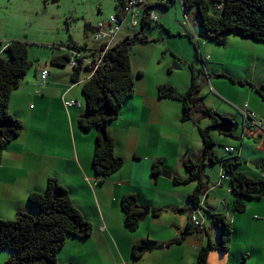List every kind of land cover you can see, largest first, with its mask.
<instances>
[{
  "label": "crops",
  "instance_id": "crops-1",
  "mask_svg": "<svg viewBox=\"0 0 264 264\" xmlns=\"http://www.w3.org/2000/svg\"><path fill=\"white\" fill-rule=\"evenodd\" d=\"M28 2L22 9L25 16L20 21L22 25L8 21L6 13L13 17L15 12L12 0H8L4 6L0 4V55L13 41L33 44L28 30L33 13L36 12V0ZM176 5L177 1L170 4L167 10L156 9L159 8L156 5L154 8L166 13ZM156 10L152 11L155 15ZM117 12L115 7L113 14ZM190 14L187 17L190 18ZM143 19L140 27L134 31H141ZM158 19L159 27L170 34L163 26L161 17L158 16ZM90 25L86 24L87 36L93 35V29L87 30ZM184 26L190 36L187 25ZM52 28L47 29V34L52 37L47 46L53 45L57 51L52 55L49 66L46 63L44 68L36 70L32 76L28 73L10 100V114L23 123V130L14 142L6 146L0 164V218L13 220L20 212L33 213L29 203L30 195L46 190L49 180L55 179L60 187L69 192L75 207L93 225V231L87 238L68 237L59 254L60 264H197L199 251L210 242L217 244L220 240L219 231L210 220L205 219V231H192L182 243L167 245L180 239L189 223L190 211L178 214L175 210L191 207L189 196L195 191L197 183H185L189 177L185 163L188 159L201 160L203 157L204 144L197 138L198 135L201 137L199 128H202L205 118L197 113V117L182 122L181 103L159 97V87L170 85L168 81L161 77L147 81L145 74L138 71L134 95L125 101L120 117L107 128L114 141V153L123 159L124 165L106 181H100L93 166L95 140L99 131L94 128L85 133L78 127L79 118L87 112L83 85L93 73L88 69L81 70L79 78L74 80L75 69L69 61L62 65L52 63L54 57L67 56L69 51L77 50L73 41L79 46H85L84 51H81L83 55L98 51L100 47L97 44V47L82 45L72 37L70 43L59 44L57 40L54 44L52 42L59 36ZM129 31L132 34L120 41L134 34L133 30ZM201 32L200 23L196 34L200 36ZM203 41L218 46L206 39ZM258 45L264 44L229 35L226 45L218 46L227 49L226 56H222L205 44L212 51L211 66H206L204 70V64L196 56L202 68L198 70L195 64L191 65V78L186 83L185 92L170 86L179 94H185L192 85L193 76H198L199 85L200 80L209 82L212 94L225 89V86L218 83L222 79L228 78L232 84H239L247 93V98L238 109L242 116L240 120L224 111L221 113L218 107V110L209 108L222 117L235 120V136L238 138L221 134L219 142L222 146L236 149L235 154L245 162L240 167L243 173L254 180H264V100L251 86L263 88L264 92V50ZM176 59L178 62L175 64L180 66L182 59ZM226 63L229 68L231 64L235 66L233 73L228 69L223 73L218 70V67ZM43 70L49 71V77L41 86L39 78ZM133 72L136 73L134 68ZM240 82L248 84L241 85ZM254 91L261 99L254 96ZM207 96L210 94L207 93ZM27 101H32L34 105L28 106ZM70 101H76L79 105L66 108L64 102ZM14 104L17 107L15 112ZM246 104L248 114H254V119L242 113ZM212 130L219 132L214 127ZM228 138L238 144L229 142ZM157 160L164 161V169L171 174V179H161L160 175L154 177L153 164ZM222 172L220 165L205 169L204 181L208 184L202 197V206L224 214L232 224L234 234L229 249L212 250L208 263L264 264V197L249 200L244 213H233L231 183L228 179L221 181ZM176 178L180 180L179 184L175 182ZM130 194L137 197L140 207L149 206L147 208L150 210V214L143 218L134 233L126 229L125 215L121 208V200ZM154 210L161 212L154 216ZM147 239L154 242V249L141 258H134V245Z\"/></svg>",
  "mask_w": 264,
  "mask_h": 264
},
{
  "label": "trees",
  "instance_id": "trees-1",
  "mask_svg": "<svg viewBox=\"0 0 264 264\" xmlns=\"http://www.w3.org/2000/svg\"><path fill=\"white\" fill-rule=\"evenodd\" d=\"M51 1L57 3L59 0ZM126 1H117L118 12ZM175 1L178 0H169L166 4L157 2L145 8L143 28L159 26L158 21L154 22L151 19L155 5L167 10ZM183 6L186 9V15H189L193 8H197L202 30L199 37L203 40L225 46L228 36L234 35L264 44V0H185ZM91 29V25L87 26V30ZM149 39L144 31L139 30L120 41L107 53L103 66L95 71L83 85L87 112L79 118L78 127L85 133L94 128L99 131L95 140L93 166L100 181H106L124 165L123 159L114 153V141L109 136L107 128L120 117L125 101L135 93L136 75L132 68L133 48L137 43H146ZM72 43L77 50L85 48L74 41ZM29 47L26 42L13 41L0 55V164L6 146L14 142L23 130V123L10 114V100L13 92L18 89L19 84L27 77L34 65L29 57ZM199 55L200 47L196 49L197 58ZM69 60L70 55L56 56L52 63L62 65ZM80 73L81 67L76 68L74 80L79 78ZM197 79L198 76H193L192 85L185 94H179L170 85H161L159 97L181 103L182 122L192 120L194 114L198 113L205 119L215 121L214 126L219 125L217 111L207 107L203 98L199 96L200 85ZM240 84L248 83L240 82ZM251 86L264 100L263 88ZM214 126L207 129L199 128L204 144L202 159H188L185 163L189 173L185 183H197L195 191L189 196L191 207L175 210L178 214L190 211L189 220L193 213L198 211L205 224V219L210 220L219 231V242L217 244L210 242L202 248L197 256V264H209L208 256L212 250H228L234 234V228L224 214L202 206V197L208 184L204 181L205 169L216 165L222 167L231 183L233 192L231 210L235 214L244 213L249 200L264 197V180H254L241 171L240 167L245 162L241 156L235 154V148L224 146L225 156H219L216 153V140L211 134ZM236 129L237 123L234 122L233 132L221 134L237 139ZM101 130H106V138L101 135ZM227 148H233L234 151L227 152ZM163 169L164 161H155L154 177L159 176ZM175 182L179 184L180 180L176 178ZM56 188L60 195L54 193ZM29 203L33 213L20 212L13 220L0 218V252L9 251L10 254L5 264H60L59 254L65 247L68 237L87 238L93 231V225L75 207L69 192L60 187L55 179L49 180L46 190L32 193ZM121 208L125 215L126 229L132 233L136 232L144 218L137 197L131 194L124 196L121 200ZM160 212L161 210H154L152 213L157 216ZM192 231L202 232L189 222L183 236L167 246L182 243ZM152 249H154V242L149 239L142 240L134 245L132 256L136 259L141 258Z\"/></svg>",
  "mask_w": 264,
  "mask_h": 264
},
{
  "label": "rangeland",
  "instance_id": "rangeland-1",
  "mask_svg": "<svg viewBox=\"0 0 264 264\" xmlns=\"http://www.w3.org/2000/svg\"><path fill=\"white\" fill-rule=\"evenodd\" d=\"M7 1L8 0H0V4L4 6ZM12 3L15 8L13 17L9 15L10 13H6V16L8 21L19 24L20 21L25 19L22 9L27 6L29 2L28 0H12ZM116 3L117 0H59L57 3L51 0H43L42 2L36 0L34 5V11L36 12L33 13L32 24L28 30L29 39L33 43L29 45V57L34 64L29 75L32 76L36 70L40 71L41 68H44L46 63L49 66L52 55L57 51L53 45H50V47L47 46L52 39V37L47 34L48 28L53 27L52 29H54L57 36H59L52 42L54 44L57 40L59 44L62 42L70 43L72 37L82 45L88 44L90 47H97L93 42V35H86V24L90 23L92 27H95L99 21L108 19L110 15L115 13ZM184 8L185 7L179 0L177 1V5L166 13L161 10H156L161 8H153V10H156L157 15L161 17L163 26L170 34L159 26L144 28V32L150 39L146 43H137L133 48L132 56V67L136 72L135 75L138 74L139 71L145 74L147 81L161 77L165 79V81H168V84L180 91L187 89L186 83L190 80L192 73L191 65L195 64L198 70L202 68V64L196 59V51L194 49L196 45V33L199 31L201 19L197 9L191 11L189 18L185 15ZM5 10L7 12L6 7ZM99 12L101 14L98 15ZM66 20L70 24V27H68ZM20 24L22 25V23ZM184 24L187 25L191 32L190 36H188L189 34L187 35L188 30L185 28ZM135 33H137V31H134V34ZM129 34H132V32L125 28L118 38L121 39ZM205 44H207L209 48L211 47L214 53L226 56L227 49H225V47H218L209 42L200 40V57H202L205 67L207 66L208 68L211 66L210 63H212L210 59L212 51L208 49ZM258 47L264 50V45H258ZM207 56L210 58L207 59ZM176 57L182 59V64L180 65L182 67L181 69L174 67V64L178 62L176 61L178 60ZM262 65H264V62ZM234 67L235 66L231 64V68H229L226 63L223 67H218V70L223 73L225 69H228L233 73V71H235ZM213 73L216 74L218 72L214 71ZM200 81V96L201 98L203 97V102L207 107H213L216 110H218L216 108L218 107L221 113L224 111L223 113L231 114L237 117L238 120L241 119L242 116L238 109H240L244 103L243 101L247 98V93L239 84H232L228 78L222 79L218 83H220L221 86H225V89H222L219 93L214 92L212 94L210 93L211 84L207 81V83L202 80ZM226 83L229 85H225ZM207 93H209L210 96H207ZM253 94L261 99L255 91ZM27 103L28 106L34 105L32 101H27ZM36 106H38V104H36ZM16 110L17 107L14 104L13 111L15 112ZM196 114L197 113L194 114V117H197ZM218 114L221 115L220 113ZM203 120H205V122L201 125V129H207L215 124H212V120ZM211 134L217 137L215 147L216 153L219 156L226 155L224 146L219 142L221 132L211 130ZM197 139L202 140L199 135ZM227 140L238 144V142L230 138ZM161 179L164 178L161 177ZM172 201H174V195H172ZM142 207L147 208L149 206ZM9 257V251L0 252V264H5Z\"/></svg>",
  "mask_w": 264,
  "mask_h": 264
},
{
  "label": "built area",
  "instance_id": "built-area-1",
  "mask_svg": "<svg viewBox=\"0 0 264 264\" xmlns=\"http://www.w3.org/2000/svg\"><path fill=\"white\" fill-rule=\"evenodd\" d=\"M166 0H127L125 5L121 8L119 12L113 14L109 19L105 21H100L97 27L94 30V41L98 43L101 47L100 51H98L96 55V59H83V64L85 66H91L95 70L99 67L103 66L105 61V56L107 53L119 42L120 38L118 36L126 29L128 30H136L140 26L141 18L145 15V8L154 3H163ZM182 4L185 0H179ZM151 19L154 22H157L158 16L154 13H151ZM196 44L199 45V38L196 36L195 38ZM75 59L70 63L72 67H78L79 59L78 54H74ZM210 57L207 56V59ZM203 62V61H202ZM204 65V69H205ZM49 76V72L44 70L41 73L40 81L41 86L47 81ZM66 108L78 106V102L70 101L64 103ZM242 113L250 119H254L255 115L248 114V105L246 104L242 109ZM227 152H233V148H227ZM226 178L225 172L222 173L221 179ZM189 222L198 230L205 231V222L200 217V212H194L191 216Z\"/></svg>",
  "mask_w": 264,
  "mask_h": 264
},
{
  "label": "water",
  "instance_id": "water-1",
  "mask_svg": "<svg viewBox=\"0 0 264 264\" xmlns=\"http://www.w3.org/2000/svg\"><path fill=\"white\" fill-rule=\"evenodd\" d=\"M184 11L186 13V9L185 8H184ZM143 31H144V28H141V32H143ZM174 67L177 68V69H181V67L178 66L177 64H174ZM217 121H218L219 125L215 126V128L218 129L221 133L230 134L231 132H233V130H234V122L231 119L222 117L221 115L218 114ZM100 133H101V135L104 138L107 137L106 130H101ZM160 176L163 177V178H166V179H171L172 178L171 174L168 173L165 169L162 170ZM54 193L56 195H60V193H59L57 188L55 189ZM141 209L143 211V213H142L143 217H146V216H148L150 214L149 208H143L142 207Z\"/></svg>",
  "mask_w": 264,
  "mask_h": 264
},
{
  "label": "clouds",
  "instance_id": "clouds-1",
  "mask_svg": "<svg viewBox=\"0 0 264 264\" xmlns=\"http://www.w3.org/2000/svg\"><path fill=\"white\" fill-rule=\"evenodd\" d=\"M185 15H186V13H185ZM186 16H188V15H186ZM109 19V18H108ZM105 21V20H104ZM99 23V22H98ZM98 25V24H97ZM97 25L95 26V27H92V29H93V33H94V30H95V28L97 27ZM122 34V33H121ZM120 34V35H121ZM197 37L199 38V45H195V47H196V49L197 48H199L200 47V49H201V45H200V37H199V35H197ZM93 40H94V34H93ZM203 40V39H202ZM119 42H120V40H119ZM118 42V43H119ZM94 43L95 44H97L99 47H100V45L98 44V43H96L95 41H94ZM117 43V44H118ZM116 44V45H117ZM115 47V46H114ZM113 47V48H114ZM100 49H101V47L99 48V50L98 51H100ZM79 51V52H78ZM81 51H84V50H71V51H69L68 52V55H70V60H69V63H71L74 59H75V55L74 54H78V58L79 59H81V60H79V65H78V67H81V70H84V69H88V70H91V72L94 74L95 73V71H97L99 68H101V67H99L98 69H94L93 67H91V66H85L84 64H83V59H93V60H95L96 59V55H97V53H98V51H94L93 53H91V54H89V55H83V54H81ZM198 58H199V60H201V61H203L202 60V57H200V55L198 56ZM203 63V62H202ZM72 67V66H71ZM78 67H72V68H74V69H76V68H78ZM205 70V69H204ZM44 71V70H43ZM42 71V72H43ZM48 71V70H47ZM41 72V73H42ZM49 72V71H48ZM41 73H40V77H41ZM93 76V75H92ZM91 76V77H92ZM49 77V76H48ZM48 80V79H47ZM39 82H40V85H41V81H40V78H39ZM47 82V81H46ZM45 82V83H46ZM44 83V84H45ZM44 86V85H43ZM65 103V102H64ZM224 172V171H223ZM222 172V173H223ZM222 175V174H221ZM226 179H228L227 178V176H226ZM222 181V180H221ZM203 232V231H202Z\"/></svg>",
  "mask_w": 264,
  "mask_h": 264
}]
</instances>
